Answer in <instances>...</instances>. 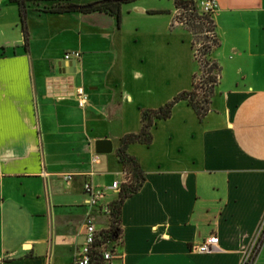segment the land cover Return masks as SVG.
I'll list each match as a JSON object with an SVG mask.
<instances>
[{"label": "crops", "instance_id": "0c3cea01", "mask_svg": "<svg viewBox=\"0 0 264 264\" xmlns=\"http://www.w3.org/2000/svg\"><path fill=\"white\" fill-rule=\"evenodd\" d=\"M214 1L211 111L199 120L178 103L150 145L127 148L145 182L122 205L120 264H241L264 216V0ZM177 13L175 0L124 5L119 22L28 5L25 46L19 6L0 0V264H74L85 183L105 190L103 205L117 201L121 140L140 133L142 111L192 91L201 75ZM71 52L80 61H66ZM100 140L111 154H96ZM96 227L107 230L106 218ZM211 236L216 250L201 252ZM252 264H264V243Z\"/></svg>", "mask_w": 264, "mask_h": 264}, {"label": "trees", "instance_id": "16d2710c", "mask_svg": "<svg viewBox=\"0 0 264 264\" xmlns=\"http://www.w3.org/2000/svg\"><path fill=\"white\" fill-rule=\"evenodd\" d=\"M80 0H10L19 6L21 23L25 32V46L27 44V35L25 31L26 8L34 3H47L55 5L49 9L41 10L46 14H95L101 13L115 17L117 21L121 18V9L124 5L134 3L139 0H86L79 3ZM195 2L186 0H175V6L178 12L187 19L185 26L195 27L199 25L205 30L207 42L201 45L195 53V59L200 66L202 84L194 82L193 89L190 92H183L176 96L171 102L159 110H144L141 114L142 128L139 134L125 136L121 140V146L117 151L119 163L123 172L129 175L127 184L121 186L119 198L109 206V226L104 232L108 234L113 241L122 240L121 229V209L126 199L136 194L145 182V175L137 160L127 154V148L132 144L150 145L152 142V130L158 122L170 119L173 108L181 102H186L196 113L199 120H203L211 111L212 98L215 89L218 86L220 78V68L209 57L211 52L219 47L220 43L215 34V23L213 16H200L195 7ZM178 18L177 21H180Z\"/></svg>", "mask_w": 264, "mask_h": 264}, {"label": "built area", "instance_id": "2783aa9c", "mask_svg": "<svg viewBox=\"0 0 264 264\" xmlns=\"http://www.w3.org/2000/svg\"><path fill=\"white\" fill-rule=\"evenodd\" d=\"M197 13L202 15L213 16L217 10V4L214 0H200L195 4ZM181 20L178 22L184 25L186 22L185 16L179 12ZM82 55L80 52H71L66 54L65 60L76 62L80 61ZM197 83V82H196ZM76 99L80 108H85L88 104V95L84 88H76L72 94ZM65 181L72 180V176H65ZM129 175L125 172L122 173V180L115 181L110 191L119 192L122 185L127 184ZM84 192L86 195L85 205L89 212L86 218L85 232L83 244L78 252L74 264H120L122 255L120 249L122 247V240L118 239L113 241L106 230H98L96 227L97 217H105L109 226V206L103 205L102 200L105 197V190H100L93 187L90 183H85ZM219 239L217 236H211L200 247L203 253H212L216 250ZM264 243V216L257 228L256 234L245 252L241 264H252L257 257L259 251Z\"/></svg>", "mask_w": 264, "mask_h": 264}, {"label": "rangeland", "instance_id": "374dc122", "mask_svg": "<svg viewBox=\"0 0 264 264\" xmlns=\"http://www.w3.org/2000/svg\"><path fill=\"white\" fill-rule=\"evenodd\" d=\"M79 3L82 2H87L86 0H80L77 1ZM35 6L36 8H39L40 10H44V9H49L55 5H51V4H47V3H34V4H30ZM180 18L179 17V12L177 13V19ZM179 22V21H178ZM188 30H190V32L193 35V45H194V51H196L198 48L201 47L202 44H204L205 42H207V38H206V34H205V30H202L201 27H199V25H195V27H191V26H186ZM201 75L199 77H197L195 79V82H197V84H202V79H201Z\"/></svg>", "mask_w": 264, "mask_h": 264}, {"label": "water", "instance_id": "95a60500", "mask_svg": "<svg viewBox=\"0 0 264 264\" xmlns=\"http://www.w3.org/2000/svg\"><path fill=\"white\" fill-rule=\"evenodd\" d=\"M65 66H66L65 64L61 65V67H63V68H66ZM69 67L76 69L77 63L76 62L75 63H71L69 65ZM73 73H76V70ZM95 152H96L97 155H108V154H111L113 152L112 142L109 141V140L97 141L96 144H95Z\"/></svg>", "mask_w": 264, "mask_h": 264}]
</instances>
